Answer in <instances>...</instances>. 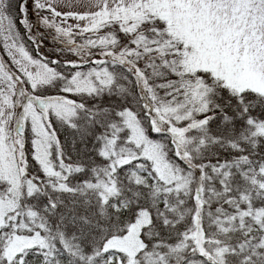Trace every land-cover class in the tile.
Listing matches in <instances>:
<instances>
[{
    "label": "snow or ice",
    "instance_id": "6c2138e0",
    "mask_svg": "<svg viewBox=\"0 0 264 264\" xmlns=\"http://www.w3.org/2000/svg\"><path fill=\"white\" fill-rule=\"evenodd\" d=\"M0 264H264V0H0Z\"/></svg>",
    "mask_w": 264,
    "mask_h": 264
}]
</instances>
